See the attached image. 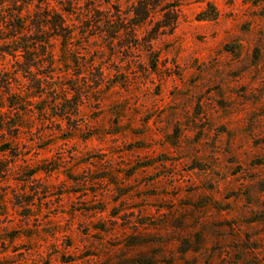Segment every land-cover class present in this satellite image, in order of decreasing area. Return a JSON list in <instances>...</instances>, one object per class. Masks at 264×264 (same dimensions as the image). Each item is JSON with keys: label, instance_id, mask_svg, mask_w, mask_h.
<instances>
[{"label": "rangeland", "instance_id": "374dc122", "mask_svg": "<svg viewBox=\"0 0 264 264\" xmlns=\"http://www.w3.org/2000/svg\"><path fill=\"white\" fill-rule=\"evenodd\" d=\"M0 264H264V0H0Z\"/></svg>", "mask_w": 264, "mask_h": 264}, {"label": "clouds", "instance_id": "9594fccd", "mask_svg": "<svg viewBox=\"0 0 264 264\" xmlns=\"http://www.w3.org/2000/svg\"><path fill=\"white\" fill-rule=\"evenodd\" d=\"M17 243H18V241H17ZM5 256H8V255H14V254H12V253H5L4 254ZM41 255H43V252L41 251Z\"/></svg>", "mask_w": 264, "mask_h": 264}]
</instances>
